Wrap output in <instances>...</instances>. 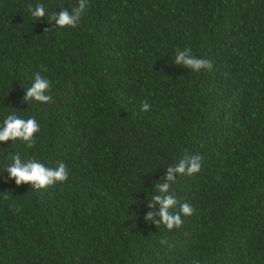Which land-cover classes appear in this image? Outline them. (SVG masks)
Returning <instances> with one entry per match:
<instances>
[{
    "label": "trees",
    "instance_id": "obj_1",
    "mask_svg": "<svg viewBox=\"0 0 264 264\" xmlns=\"http://www.w3.org/2000/svg\"><path fill=\"white\" fill-rule=\"evenodd\" d=\"M77 4L0 0V123L40 126L31 148L0 144V264H264V0H88L76 27L51 24ZM185 48L212 68L176 66ZM37 73L48 104L24 100ZM16 154L68 180L16 186ZM194 155L170 186L193 214L167 230L148 205Z\"/></svg>",
    "mask_w": 264,
    "mask_h": 264
},
{
    "label": "clouds",
    "instance_id": "obj_2",
    "mask_svg": "<svg viewBox=\"0 0 264 264\" xmlns=\"http://www.w3.org/2000/svg\"><path fill=\"white\" fill-rule=\"evenodd\" d=\"M88 8V0H78L77 6L71 11L64 9L51 16V24L54 22L55 28L65 29L76 27ZM30 15L39 20L46 16V8L43 4H37L29 9ZM173 63L192 73H200L202 70H210L212 64L206 59L199 58L192 54L191 49L177 50ZM51 83L49 79L39 73L32 78L30 85L26 88L24 100L38 104H48L52 101L50 95ZM142 111L148 112L150 106L143 103ZM19 112V111H17ZM40 131V126L35 118L23 119L15 113L7 115L0 123V144L8 141H19L31 148L34 137ZM11 164L2 172L7 173V179L14 182L16 186L31 185L35 189H45L58 183L68 180V170L63 162H59L56 167H47L38 160L23 161L19 154L11 156ZM202 158L199 155L186 156L180 159L175 166H168L165 173L164 182L156 184V194L152 196L151 203L148 205L150 211L148 218L156 224H163L167 230L179 228L182 217L193 214V208L188 203L179 204V211H174L178 205L177 198L170 194V186L178 176H192L198 173L202 167ZM158 215L159 220L154 217Z\"/></svg>",
    "mask_w": 264,
    "mask_h": 264
}]
</instances>
